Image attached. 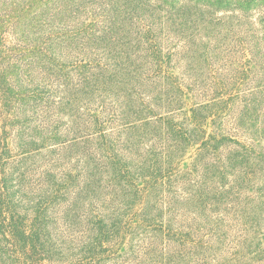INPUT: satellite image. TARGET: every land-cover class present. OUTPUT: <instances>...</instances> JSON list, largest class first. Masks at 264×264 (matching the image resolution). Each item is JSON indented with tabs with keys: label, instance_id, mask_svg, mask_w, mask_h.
Instances as JSON below:
<instances>
[{
	"label": "trees",
	"instance_id": "16d2710c",
	"mask_svg": "<svg viewBox=\"0 0 264 264\" xmlns=\"http://www.w3.org/2000/svg\"><path fill=\"white\" fill-rule=\"evenodd\" d=\"M220 213L264 264V0H0V264H208Z\"/></svg>",
	"mask_w": 264,
	"mask_h": 264
},
{
	"label": "rangeland",
	"instance_id": "374dc122",
	"mask_svg": "<svg viewBox=\"0 0 264 264\" xmlns=\"http://www.w3.org/2000/svg\"><path fill=\"white\" fill-rule=\"evenodd\" d=\"M8 43L13 44V39L12 37L9 38ZM67 70H69V67L67 68ZM170 73L175 75V76H182V74L179 72V70L177 69H172L170 70ZM71 75V74H70ZM72 76V75H71ZM145 89L149 87L148 84H145ZM149 89H151V91H156V92H160V81L155 83L154 85H152V87H150ZM187 97H191L190 95ZM188 106H186V109L189 110V115L192 114V112L190 111V108L193 107V100L192 99H188ZM92 114L97 115L98 112H93ZM12 117L13 114L11 113L10 115H4L3 117ZM63 120L65 122H69V118L64 116ZM210 121V120H209ZM8 130H10V128H7ZM9 143L12 144V139L9 138ZM191 154V153H190ZM196 153L194 154L193 157L191 158H187L185 159L181 165L180 168L184 171H191L193 168V164L196 158ZM197 165H200V162L197 163ZM79 170L82 171V175L81 177H84L82 180L84 181L86 179V177H89L90 173L89 170L86 168H83V166L81 165L79 167ZM200 172V171H199ZM197 178V177H194ZM141 182L138 183V186L140 188H145L146 183L142 182V180H140ZM144 181V180H143ZM99 192V190H98ZM104 193H107L105 191H102ZM153 195L152 193L147 196V197H143L141 195V193L138 195L136 194L134 196V194L131 196V198H128L126 200V205L124 206L125 202H122L123 199L119 200V202L117 203V206H122V207H127L130 208L131 213L128 216L129 219L133 218L131 220V225L134 227L133 231H135V235H133L132 237H129L125 243L122 245L121 247V252H128L131 256H138L139 253L138 251H145V249L149 248L151 245V242L153 241L152 239V235L150 232V228H152V226H147L146 227H140V228H136V226L138 224H140V218L143 215V212L146 209H153L155 207H157V205H155V197L153 196H157L159 195L160 197V185L156 187V189H152ZM146 193L148 194V191H146ZM94 205L97 206V202H94ZM103 205L105 207H112L115 206V204L111 201H106L105 203H103ZM220 212H224V209L222 208V210H220ZM225 216V215H223ZM222 214H213L210 217V225L209 227H207L205 230H203V233H200V238L206 242V246H211L213 245L214 247V251H209L208 253V264H238L239 263V253L241 252V242L243 241L242 238V234L236 232L235 230L232 229V231L228 230V223L227 220L222 221L223 219L221 218ZM226 218V217H224ZM220 219V221H217V224H215V220ZM145 226V225H144ZM146 228V229H145ZM214 229V230H211ZM228 232V233H227ZM161 237V236H160ZM249 239L251 238L250 235L247 236ZM258 238H260V241H262V248L264 249V232L261 235H258ZM257 240V239H256ZM218 241L223 242L224 244H218ZM218 249V250H217ZM219 254H222V256H219ZM141 256L144 257V255ZM160 259V257H159ZM158 259V261H160ZM148 257H146V259H144V261H147ZM166 258L163 259L164 264H166ZM176 260V258H175ZM197 261V258H196ZM195 259L191 258V259H187L181 263H176V264H195ZM157 264V263H156Z\"/></svg>",
	"mask_w": 264,
	"mask_h": 264
}]
</instances>
